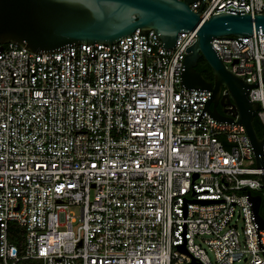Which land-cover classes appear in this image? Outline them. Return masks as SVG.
<instances>
[{
  "label": "built area",
  "instance_id": "1",
  "mask_svg": "<svg viewBox=\"0 0 264 264\" xmlns=\"http://www.w3.org/2000/svg\"><path fill=\"white\" fill-rule=\"evenodd\" d=\"M188 6L202 21L264 13V0ZM194 40L182 31L165 48L153 30L136 29L49 53L3 45L0 264H264V230L246 195L263 194L264 168L241 124L205 110L210 91L182 85ZM211 47L256 83L248 98L264 125V33L212 38Z\"/></svg>",
  "mask_w": 264,
  "mask_h": 264
},
{
  "label": "water",
  "instance_id": "2",
  "mask_svg": "<svg viewBox=\"0 0 264 264\" xmlns=\"http://www.w3.org/2000/svg\"><path fill=\"white\" fill-rule=\"evenodd\" d=\"M191 0H0V50L13 43L31 52H53L68 45L118 41L136 29L145 34L153 30L163 47H173L182 31H195L187 49L181 83L187 89H206L210 97L205 110L216 120L241 124L253 148L255 166L264 168V137L253 128L258 103L250 101L247 84L233 75L211 47L212 38L248 36L264 33V13L221 12L201 20L190 10ZM203 58L213 81L195 69ZM225 92L222 94V90ZM221 106L219 111L216 107ZM264 196V174L259 175ZM255 221L264 230L259 214L262 195L246 192Z\"/></svg>",
  "mask_w": 264,
  "mask_h": 264
},
{
  "label": "trees",
  "instance_id": "3",
  "mask_svg": "<svg viewBox=\"0 0 264 264\" xmlns=\"http://www.w3.org/2000/svg\"><path fill=\"white\" fill-rule=\"evenodd\" d=\"M195 69L201 73V75L207 80L212 82L213 81V74L208 66V64L205 62L203 58L198 59L197 64L195 66ZM253 128L255 130L256 136L261 139L264 137V125L259 121V119L255 116L253 118ZM251 193H256L254 191H251ZM261 208L264 211V196L262 194V203ZM259 210L260 216L264 219V214H261ZM9 240L13 243H15L19 250L22 251V237L20 236L21 228L18 227L16 224H10L9 226ZM18 264H40L38 261H32V260H22Z\"/></svg>",
  "mask_w": 264,
  "mask_h": 264
},
{
  "label": "rangeland",
  "instance_id": "4",
  "mask_svg": "<svg viewBox=\"0 0 264 264\" xmlns=\"http://www.w3.org/2000/svg\"><path fill=\"white\" fill-rule=\"evenodd\" d=\"M71 212L74 215H77L78 214V209L77 208H71ZM233 222H236L237 228L240 231L241 230V227H242V220L240 219V217L238 216V214H236V218L234 219ZM205 249H206V252H207L210 260L213 262L214 261V257H213L212 252L209 251L206 247H205ZM233 264H245V258H242L239 261H235Z\"/></svg>",
  "mask_w": 264,
  "mask_h": 264
},
{
  "label": "flooded vegetation",
  "instance_id": "5",
  "mask_svg": "<svg viewBox=\"0 0 264 264\" xmlns=\"http://www.w3.org/2000/svg\"><path fill=\"white\" fill-rule=\"evenodd\" d=\"M210 82V81H209ZM219 111L221 110V106L218 104L217 105V107H216ZM259 210H261L260 212H261V214H264V211H263V209L261 208V206H260V208H259Z\"/></svg>",
  "mask_w": 264,
  "mask_h": 264
}]
</instances>
